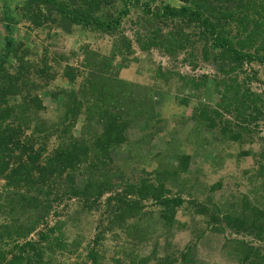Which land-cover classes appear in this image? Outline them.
I'll return each mask as SVG.
<instances>
[{
    "label": "rangeland",
    "instance_id": "obj_1",
    "mask_svg": "<svg viewBox=\"0 0 264 264\" xmlns=\"http://www.w3.org/2000/svg\"><path fill=\"white\" fill-rule=\"evenodd\" d=\"M228 1L207 0L201 10L214 17L236 11V0ZM27 2L0 0V57L11 38L0 88L18 90L0 104L8 112L0 128L9 126L20 144L8 153L10 166H30L27 159L37 153L43 165L74 143L81 151L61 175L37 169L17 186L0 179L5 259L25 241L41 248L27 257L39 264H249L241 261V242L264 253L262 242L231 219L244 215L247 222L251 211L264 213V64L225 73L234 65L229 54L221 60L219 50L207 49L205 58L198 25L145 11L179 7L182 0H138L111 33L75 25L63 31L54 13ZM123 8L122 0H107L95 14L106 21ZM225 29L233 37L237 27L231 21ZM178 30L192 36L169 53L164 47ZM233 77L239 95L260 96L263 117L248 123L246 133L219 92ZM110 94L123 98L116 105L126 137L101 151L97 103ZM73 100L81 106L76 112L69 111ZM232 131L240 134L233 138Z\"/></svg>",
    "mask_w": 264,
    "mask_h": 264
},
{
    "label": "trees",
    "instance_id": "obj_2",
    "mask_svg": "<svg viewBox=\"0 0 264 264\" xmlns=\"http://www.w3.org/2000/svg\"><path fill=\"white\" fill-rule=\"evenodd\" d=\"M30 1L36 3V5H39L42 8L49 10L51 13H54L57 18V22H59V27L63 31H69L71 25H75L82 26L84 28L100 30L106 33H111L114 31L120 24L121 17L127 14L129 11V7L132 4L138 3V0H122L124 8L118 12L117 17L103 21L97 17L95 13L104 7L107 0H28L27 4ZM208 1L210 4V0ZM230 1L228 2L230 3ZM258 1L260 0H236L235 7L237 10L229 11L226 8V11L223 14H220L219 17H214L209 13L204 14L202 12L201 9L205 8V4L209 5L207 0H202V3H205L204 5L198 3L200 1L193 2L192 0H182L183 4L179 7L165 5L160 10L161 12H156L149 9H146L145 11L152 14L153 18L162 16L172 21L178 20L181 23H184L186 26L190 24H196L195 26L198 25V29L201 28L202 30L198 32L196 41L203 43L202 50L204 52L205 58H207V49L211 50L212 53L213 51L219 50L220 54L222 55H220L218 58L221 60H224L225 58L223 55L228 53V62L234 65L226 70L225 73L231 74L235 73V70L242 69V67L246 64L249 65L254 62L261 65L264 64V0H261L260 6ZM232 2H234V0ZM187 3H189V5H187ZM146 4L147 3H145V5ZM27 6L28 5L25 7ZM6 9L10 10L8 8ZM27 9H30V7L22 10L27 11ZM8 15L9 16H7L8 19L6 22L9 25L13 18L10 14ZM231 21L237 27L236 33L233 37H230V31L225 29L226 25ZM7 27L11 29L10 26ZM174 35L177 36V38L174 40L173 44H170L171 46L167 45L164 47L169 53L173 51L172 46L175 44H177V48H185L186 43L192 36V34L188 32H182V30H178L174 33ZM9 36L10 35H8V38H6L5 44L3 45L4 54L0 57V72H4L3 65L11 51V38H9ZM65 75L68 77V79L73 81L74 77L71 76L69 72L65 73ZM88 84L94 83H92V81H88ZM86 87L87 86L85 85V88ZM239 88V84L233 77L232 80L223 82V86L220 88L219 92L221 93L223 100L227 102L226 106H232L234 110H236L237 118L240 119L242 123V126L239 127H241V130L246 133L249 131L246 125L263 117V111L257 107V102L260 100V96L252 97V94H250L249 98L245 96V92L239 95ZM17 91L18 90L15 87L5 89L1 86L0 104H7V95H15L17 94ZM107 97V100L104 99V101L99 102L98 100L96 101L98 102L97 107L100 108L98 114L99 122H102L104 125L103 133L100 135L101 137H99L96 144V147L99 145L98 149L101 151H107L114 146L121 145L123 142H125L126 135L124 134V131L127 128L125 123L119 121L120 116L117 114L119 112V114H121L123 111L122 107L116 105L118 102L121 104L123 101L121 94H110ZM261 101H264V98H261ZM108 102L112 107H107V105H109ZM132 104H129L128 107H132ZM113 105L117 107H114ZM94 106H96V104ZM80 107L79 101L73 100L69 104V111L76 112L78 109H80ZM131 109L133 108H130L129 110ZM88 111L90 113L91 110ZM247 111H250L248 115H246ZM211 112H213V115L218 114L217 111ZM7 117L8 112H2L0 110L1 121H4V119ZM206 118L209 119L207 122L209 126H214V120L211 117L206 116ZM7 127L0 128V179L6 178L8 181L11 180L13 181L14 185L17 186L22 183L26 184L29 177L32 175V171L37 169L38 174L44 173L46 176H50L52 174L61 175L66 170L72 168L75 165L76 155L80 153L81 149L74 143L73 146H61L58 148L43 165H39L37 163L39 156L37 153L27 159L31 164L30 166L25 162H19L16 166L11 167L9 162L11 156L8 153L11 152L13 146L18 148L20 144L14 140L10 131L11 129H8ZM228 131L231 132L230 130ZM239 134V131L233 132L232 137H237ZM95 140L96 138L94 141ZM6 154L8 156L5 158ZM87 191L88 186L86 185L84 188L85 194ZM156 199H159V203L161 205H166L168 203L167 200H160V198ZM253 211L249 213L251 216L248 215L249 220L247 222L244 219V215L243 218L236 217L231 219L232 222L235 223H237L238 220L239 222H242V225L245 227V231L248 234H253L258 240L262 242V245H264V213L262 212L257 215V213H254ZM241 243L244 251V254L241 256L242 262L250 261L249 264L254 263L252 261L253 259L256 261V264H264V253H259V249L254 248L251 244H247L245 242ZM16 248L18 255L14 253L10 260H6L5 251L3 246L0 245V264H23V261L26 263L30 261L29 263H31V260H28L27 257H29L31 254H35L37 251L41 252V248H37V242L34 241H25L22 244L16 245ZM23 255H26V258H23ZM34 257L35 259L41 258V253L36 254ZM31 264L39 263L32 262Z\"/></svg>",
    "mask_w": 264,
    "mask_h": 264
}]
</instances>
